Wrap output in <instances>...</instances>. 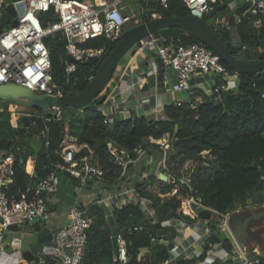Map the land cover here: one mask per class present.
Listing matches in <instances>:
<instances>
[{
	"label": "trees",
	"instance_id": "16d2710c",
	"mask_svg": "<svg viewBox=\"0 0 264 264\" xmlns=\"http://www.w3.org/2000/svg\"><path fill=\"white\" fill-rule=\"evenodd\" d=\"M131 1V7L137 13V23L149 20L152 14L181 17L189 14L182 0H169L167 8L151 0ZM128 9L131 8L128 6ZM217 15H224L223 11L220 10L218 14L215 12L212 17ZM38 16L42 25L57 20V14L52 8L39 12ZM212 17L205 19L210 22ZM226 17L232 18V15ZM258 17L262 25L255 28L252 25L254 16L241 15L237 30L241 44L246 46L249 52L255 53V58L259 60L264 58L262 9ZM134 24L136 23L132 19L124 29ZM211 26L222 41L228 40L224 30L213 24ZM152 35L164 36L173 44H202L196 37L177 27L164 28ZM117 41H113L114 46ZM44 42L49 49L53 84L68 95L77 94L87 85L105 54L87 61H78L75 70L68 74L65 70L66 40L61 33L46 36ZM83 45L106 47V41L103 37H98ZM248 56L252 55L248 53ZM236 58L240 61L249 60L237 55ZM221 62L228 73L233 74L229 65L223 60ZM224 84L226 81L223 75H214V87L210 93L194 90L185 100L166 103L163 107V117L115 120L113 127H110V123H104L105 115L97 109L108 96L110 85H107L104 94L93 100L91 105L81 109L65 107L60 111V119L51 121L33 116L50 115V111L20 107L9 100H1L3 108L0 111V151L13 155V182L4 189L8 199L19 198L21 192L56 169L55 164L61 161L60 150L65 135L75 138L78 144H85L92 150L90 160L100 167L108 183L125 177L122 174V166L108 150L109 142H113L118 148H127L132 159H137L139 152L134 149L140 146L147 159L154 153L156 161L158 157L163 156L159 142L165 137L169 149L164 158V167L168 169L173 181L159 178L152 171V160L150 165L144 166V169L152 168L151 172L136 186L139 196L152 200L154 215L146 217L140 206L132 201L121 207L111 208L104 204H89L88 210L93 221L87 230V242L79 264L113 263L108 215L112 216L117 231H122L126 238L128 261L125 264L174 263L169 262L167 245L162 241L173 239L175 230L162 223L173 218L187 222L198 221V216L191 217L183 206V202L192 194H199L201 203L212 208L216 214L230 212L237 206L247 207L248 210L254 207L260 209L264 205V71L237 75V85L233 89L222 88ZM17 106L20 107L21 113L16 125H12L11 112L16 110L13 107ZM32 120L36 121L34 126H31ZM28 159L30 163L27 168L30 169L33 165L32 174L25 169ZM187 162H191L193 168L183 174L182 169ZM130 167L131 164L128 165L129 170ZM76 183L74 177L66 175L64 186L69 184L74 188ZM80 204L85 205L84 202ZM212 215L209 218L211 234L205 239L203 252L199 257L177 260L176 264H193L200 261L214 244H221L224 250L231 251V241L217 227L215 213ZM261 220L262 218L253 220L250 227L257 226ZM142 224L145 226L143 231H127L128 226ZM35 227L40 229L39 224ZM251 228L249 233L254 245L263 246L264 227ZM157 232L167 235L151 241L149 234ZM249 249L251 250V247ZM231 261L228 259V262ZM258 264H264V256H261Z\"/></svg>",
	"mask_w": 264,
	"mask_h": 264
},
{
	"label": "built area",
	"instance_id": "2783aa9c",
	"mask_svg": "<svg viewBox=\"0 0 264 264\" xmlns=\"http://www.w3.org/2000/svg\"><path fill=\"white\" fill-rule=\"evenodd\" d=\"M25 3L24 11L17 14L16 25H8L0 31V84L15 83L25 86L35 93H44L48 95H62L64 92L53 84V75L51 71V59L49 49L44 42V38L56 32L61 33L66 40L67 57L72 56L75 62H66L65 70L68 74L73 72L78 61H87L91 58H98L105 53L106 47H85L83 44L88 40L103 37L110 39L112 42L118 40L124 30V27L131 22L136 23L138 18L136 14H127L122 10L124 0H109L100 5H94L90 0H23ZM163 8H167L169 0H155ZM189 10L190 14L203 17L205 13L216 5L222 4L225 0H182ZM252 5L248 8L250 15L255 17L252 25L259 28L262 25L258 17L259 11L263 8L261 2L251 0ZM233 2L229 3L232 10ZM6 6L5 0H0V16ZM50 8L57 14V20L42 25L38 13L48 11ZM156 14H152V17ZM241 15H232V18L226 15L214 16L210 20L211 24L224 30L228 35V40L233 44H239L241 47L236 55L241 58L249 59L248 61L258 60L255 53L249 52L248 48L241 44L238 35L237 25ZM209 22V23H210ZM138 50L155 48L156 54L161 58L163 65L172 67L177 72V84L175 90H184L189 87V78L194 76L199 70L202 73L211 72L213 75H229L228 70L222 64L220 57L211 49L203 44L192 42L188 44H173L164 36L149 35L136 44ZM251 54L252 56H248ZM155 69L146 73V82H150ZM214 83V82H213ZM214 87V85H213ZM212 87V88H213ZM230 89L227 84L221 86ZM211 88V90H212ZM174 90V91H175ZM210 90V91H211ZM218 90V88H215ZM210 93V92H209ZM106 100L97 109L101 110L104 115V123H113L111 117L106 111ZM20 108L11 112L10 122L16 125L20 116ZM36 118H43L44 121L60 119V110H50V115H33ZM35 120H32L31 126H34ZM159 147L163 152L162 160L159 166L165 171L154 172L157 175L162 172L168 176L170 173L164 167V158L169 149V143L163 137L159 142ZM82 150L83 156L75 158V152ZM108 150L114 156L116 162L122 166L124 174L129 164H133L143 153L140 146L137 159L130 157V151L125 147H116L113 142L108 143ZM206 153V152H205ZM203 153V154H205ZM61 161L55 164L56 169L50 172L46 177L40 179L36 184L28 187L20 193L19 198L9 200L5 187L13 182V155L5 151H0V264H8V256H13L15 252L6 251L8 245L3 235L7 226L17 224L21 226L29 223L34 217L48 220L52 214L51 196L58 191L61 179L58 172L66 177L70 175L77 180L74 192L95 190L92 194L95 198L91 202L80 204L75 200L69 207L67 222L56 229L53 241L42 244L39 250L34 254L32 264H79L83 256L84 248L87 242V230L90 227L93 217L89 214L88 206L91 203L107 204L121 207L129 202L138 204L146 217L154 215L152 200L139 196L136 192V183H141L151 172L150 167L139 171L137 179L132 185L126 186L123 190L110 194L103 190L105 181L103 172L100 167L91 162L92 150L85 144H78L70 136L65 135L60 150ZM152 158L148 157L147 165H150ZM193 168L191 162H187L182 171L183 174ZM99 194V195H96ZM108 202V203H106ZM183 206L192 217L197 215L195 207L209 209L212 217L215 213L219 217L217 227L225 233L231 241L233 248L230 252L223 249L221 244H214L207 251L205 256L193 264H258L264 253L254 251L244 247L235 237L230 225V215L240 212L247 207L238 206V208L226 212L217 213L210 207L201 203L199 194H192L183 202ZM219 214V215H218ZM109 216V215H108ZM198 216V215H197ZM198 221L187 222L182 219H169L162 224L171 226L175 229V236L171 240L172 247L168 249L169 262L185 258L199 257L203 252L205 239L211 234L210 220L202 219L198 216ZM203 222V223H202ZM115 225V224H114ZM112 226V225H111ZM116 226V225H115ZM145 230V226L133 225L128 226L127 231ZM151 241L164 238L166 233L149 234ZM191 235L196 240L195 248L191 249L193 241L189 242L188 247L183 243L184 239ZM115 236L117 243V254H113V261L125 264L128 261L127 241L122 231L111 232V238ZM186 249H191L188 255ZM18 253V252H17ZM19 255V253H18ZM238 258V261L234 259ZM231 259V262H228ZM18 263L28 264L20 255Z\"/></svg>",
	"mask_w": 264,
	"mask_h": 264
},
{
	"label": "water",
	"instance_id": "95a60500",
	"mask_svg": "<svg viewBox=\"0 0 264 264\" xmlns=\"http://www.w3.org/2000/svg\"><path fill=\"white\" fill-rule=\"evenodd\" d=\"M155 1V0H151ZM156 2V1H155ZM233 0H225L224 3L214 6L205 13V17H212L215 12L229 7V3ZM255 2H261L264 6V0H255ZM6 6L2 15L0 16V31L8 25H16L17 14H21L24 11L25 3L23 0H5ZM235 6L231 10L235 15L249 16L250 12L248 8L252 5L251 0H245L241 4H234ZM205 17H199L193 14L186 16H154L147 21L136 23L132 26L126 27L115 46L113 42L105 38L106 49L104 58L98 65L94 75L90 78L87 85L77 94L68 95L63 93L62 95H48L44 93H35L29 88L15 84V83H2L0 84V100H9L20 107L25 108H37L43 111H50L53 109H61L65 107L83 108L91 105L107 87L109 80L116 69L121 58L131 50L133 46L141 42L143 39L149 37L158 30L177 27L181 31L186 32L196 37L203 45L211 49L216 53L221 60L226 62L233 73L236 75L250 72L264 71V58L255 61H240L236 58V53L240 49L239 44H233L230 40L222 41L211 24L205 19ZM67 62H75L72 56L67 57ZM156 68L153 77L150 82H146L144 89L153 87L158 94L164 93L166 99L171 100V93L175 90L177 84V72L172 67L163 65L160 57L155 58ZM213 74L211 72L202 73L199 70L197 73L189 78V87L184 90H175L177 96H186L197 89H201L203 92L209 93L214 83L212 80ZM201 82L202 87H199L196 83ZM170 96V97H169ZM142 117V109L138 108L136 114L133 110L123 111L120 114L119 120L128 118ZM114 123L110 124L113 127ZM83 151L79 150L75 152L74 157L78 158L83 156ZM185 170H183L184 172ZM58 177L61 179L60 184L64 183L66 177L58 172ZM158 177L162 180L173 181L172 176H168L162 172L158 174ZM138 185V182L136 183ZM250 203V200H248ZM256 210H244L232 214L230 217V225L233 229L234 235L237 240L244 246H252V237L250 236V224L253 220L264 219V205L262 208ZM197 215L202 219H208L211 216L209 209L195 207ZM38 217H34L29 224H36ZM111 226V232L114 233L116 226L111 215L108 216ZM0 221H2L0 217ZM252 229V228H251ZM28 231V230H27ZM56 229H51L44 225L37 231H32L34 238L33 242H29L26 239V235H31L30 232L26 233L22 226L17 224H10L7 226L6 232L3 235L8 247L6 251L8 253L18 252L19 255L28 263L32 264L34 254L39 250L42 244L51 243L53 241ZM112 249L113 254H117V243L115 236H112ZM167 248L172 247V243L163 240ZM238 261V258L234 259ZM112 264H117L113 261Z\"/></svg>",
	"mask_w": 264,
	"mask_h": 264
},
{
	"label": "crops",
	"instance_id": "0c3cea01",
	"mask_svg": "<svg viewBox=\"0 0 264 264\" xmlns=\"http://www.w3.org/2000/svg\"><path fill=\"white\" fill-rule=\"evenodd\" d=\"M94 5H100L103 2H107L109 0H90ZM234 4H241L245 0H234ZM122 10L124 12V6H122ZM264 13V6L262 8ZM220 11V10H219ZM219 11L216 12V14L219 13ZM224 15H233L231 9L227 6L225 9H222ZM215 18V17H214ZM213 17L210 20L214 19ZM158 55L156 54L155 48H147L144 50H138L137 46H133L130 51H128L119 61L115 72L109 81L108 85L111 86V90L109 91L108 96L106 97V111L111 117L112 121L119 120L120 114L123 111H130L133 110L134 114H136L137 109H142V117H146L148 119L150 118H160L163 117V107L166 103L170 102L166 99V96L164 93L158 94L156 90L153 87H149L148 90L144 89V85L146 83V73L152 72L156 68L155 58ZM224 80L226 81V84L230 88H235L237 85V75L235 73L229 74L227 77L223 76ZM212 80L214 82V75L212 76ZM199 87H202L201 82L196 83ZM201 90V89H197ZM202 91V90H201ZM203 92V91H202ZM170 97V96H169ZM186 96H177L176 92L173 91L171 93V100L172 101H178V100H185ZM105 99V100H106ZM3 108V102L0 100V111ZM133 118V117H131ZM139 118V117H137ZM114 123V122H113ZM71 137V136H70ZM73 140L75 138L71 137ZM38 144H36L37 146ZM153 155H149L148 157L153 156V159L155 161L156 155L152 153ZM147 157L144 152L139 156L138 160ZM30 159L27 160L25 169L28 173L32 174L33 172V165L30 166V169L27 168L29 165ZM137 160V161H138ZM157 164L159 166L162 157H158ZM135 161L133 164H131V167L127 169L128 173L132 172V169L136 166ZM159 171V170H158ZM157 171V172H158ZM136 180V179H135ZM134 180V181H135ZM119 181V180H118ZM66 183V180L64 183L61 184L60 188L57 192L52 194L51 201H52V210L53 214L48 220L40 219L36 224L40 225V228L44 225L48 226L51 229H57L58 227L64 225L68 220V210L69 207L74 203L75 200H79L80 202L87 203L88 201H85L91 193H87L89 190H84L80 192L79 194H76L74 192V188L70 187L68 184L67 186H64ZM113 183L105 184L103 187V190L110 193L109 187H111ZM116 184L113 185L115 187ZM128 186V185H126ZM124 185L123 189L126 187ZM122 189V190H123ZM118 192V191H117ZM108 203V202H106ZM250 210H256L254 208H250ZM244 211V210H242ZM203 223V222H202ZM29 224L28 222L21 225L24 228L29 227L31 231H37L35 225ZM264 225V221H260L257 226ZM255 226V227H257ZM255 227H252L254 229ZM28 229V231H30ZM175 230V229H174ZM176 233V232H175ZM264 239V233L262 235ZM29 242H33L34 240H28ZM193 241L194 243L191 246L192 248H195L196 240L193 239L191 235L184 239L183 243L188 247L189 242ZM253 242V240H252ZM254 245V242L253 244ZM258 244H255V246ZM260 249H262L261 253H264V244L263 246L258 245ZM251 247V246H250ZM248 247V248H250ZM191 249H186L185 253L188 255L191 253ZM13 256H8L7 262L8 264H17L18 263V253L15 252V254H12ZM19 264H25L23 262H19Z\"/></svg>",
	"mask_w": 264,
	"mask_h": 264
},
{
	"label": "rangeland",
	"instance_id": "374dc122",
	"mask_svg": "<svg viewBox=\"0 0 264 264\" xmlns=\"http://www.w3.org/2000/svg\"><path fill=\"white\" fill-rule=\"evenodd\" d=\"M122 6H124V12L125 13H127V14H137L136 13V10L135 9H133V7H131L132 6V1L131 0H124L123 2H122V4H121ZM128 6L131 8V9H128ZM157 16V15H156ZM137 23V22H136ZM104 94V91L98 96V97H100L101 95H103ZM13 108H15V109H17V107H13ZM18 108H20V107H18ZM11 109H12V106H11ZM14 110V109H13ZM145 154V153H144ZM207 158H209L208 156H207ZM157 161L158 160H156V161H154V164H153V172H157L158 170L159 171H161V170H163V168H162V166H158V165H156L157 164ZM144 166H147V158L145 157V158H143V156H142V158L141 159H139L137 162H136V166L134 167V169H132V172L131 173H128V171H126L125 173H124V176L125 177H123L122 179H120L119 181H116V182H114L113 183V185L114 184H116V186L115 187H113V185L111 186V187H109L110 189H109V191H110V194H114V193H116L117 191L119 192V191H121L122 189H123V187H124V185L126 186V185H132L135 181V179H137V175H138V173H139V171H141V170H143L144 169ZM87 190H89L87 193H91V195L85 200V201H88V202H91L94 198H95V195L94 194H92L95 190H90L89 188H87ZM96 195H99V194H96ZM105 206H107V204H104ZM112 207V206H111ZM237 208H238V206H237ZM243 210H246V209H243ZM248 210H250V209H248ZM240 212H242V210L240 211ZM234 214V213H233ZM232 215H230V217H231ZM214 220L216 221V222H219V217H214ZM261 221H264V219L263 220H261ZM262 227H264V225H262ZM29 229V227H27V228H24V230L26 231V233H28V232H30L31 233V235H26V239L27 240H34V238H33V235H32V231L30 230V231H27Z\"/></svg>",
	"mask_w": 264,
	"mask_h": 264
},
{
	"label": "bare ground",
	"instance_id": "6f19581e",
	"mask_svg": "<svg viewBox=\"0 0 264 264\" xmlns=\"http://www.w3.org/2000/svg\"><path fill=\"white\" fill-rule=\"evenodd\" d=\"M247 248H248V247H247ZM251 249H253L254 251L260 252V253L262 252V251H261L262 249H260L258 245H256V246H255V245H252V246H251Z\"/></svg>",
	"mask_w": 264,
	"mask_h": 264
}]
</instances>
